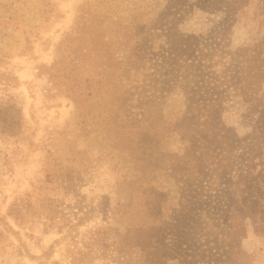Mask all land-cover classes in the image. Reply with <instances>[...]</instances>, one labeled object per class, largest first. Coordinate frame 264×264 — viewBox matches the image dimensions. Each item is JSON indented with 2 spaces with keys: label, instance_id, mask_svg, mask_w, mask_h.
<instances>
[{
  "label": "rangeland",
  "instance_id": "374dc122",
  "mask_svg": "<svg viewBox=\"0 0 264 264\" xmlns=\"http://www.w3.org/2000/svg\"><path fill=\"white\" fill-rule=\"evenodd\" d=\"M88 3L103 16L106 39L119 41L123 27L136 23L151 28L168 0H0V97L14 98L26 118L20 134L0 138V264H74L75 243L82 247L90 231L100 226L117 228L119 244L110 236L105 251L98 248L87 264H179L170 257L153 262L151 244L144 238L182 205L185 181L182 172L174 170L172 155H183L185 142L169 127L186 111L183 90L172 88L153 108L169 130L161 136L156 167L143 171L129 151L112 146L110 135L90 122L87 110L99 109L120 89H132L136 104L138 97L151 95V46L146 65L137 66V78L122 76L86 108L77 109L48 79V67L60 58L58 43ZM181 12L178 29L183 32L205 34L225 24L230 49L264 43V0H244L235 19L225 23L220 10L209 13L193 6ZM123 49L118 48L109 60L125 61L128 52ZM133 110L142 112L137 106ZM145 113L150 124L151 105ZM239 113L228 111L226 118L236 128L235 141L243 144L251 137L252 127L239 120ZM149 135L151 159V129ZM20 198H28L36 208L59 205L73 226L62 232L47 228L44 216L17 222L8 215V208ZM116 207L120 212L115 214ZM166 240L170 241L168 235ZM241 249L252 264H264V229L247 220Z\"/></svg>",
  "mask_w": 264,
  "mask_h": 264
},
{
  "label": "trees",
  "instance_id": "16d2710c",
  "mask_svg": "<svg viewBox=\"0 0 264 264\" xmlns=\"http://www.w3.org/2000/svg\"><path fill=\"white\" fill-rule=\"evenodd\" d=\"M243 1L168 0L151 28L136 23L120 27L124 37L119 41L106 39L103 16L85 4L56 47L60 58L48 67V79L57 93L70 98L77 109L86 108L122 76L137 78V66L146 65L151 46V95L138 97L136 104L132 89H120L99 109L88 108L87 117L103 127L115 149L129 151L143 171L159 162L164 131L172 128L185 142L184 154L172 155L173 168L182 172L185 181L181 208L151 227V234L144 238L151 244L153 262L170 257L179 264H252L241 249V240L247 220L264 229V181H260L264 178V43L230 49L225 24L205 34L178 29L183 10L193 6L209 13L220 10L225 23L235 19ZM120 47L128 52L127 59L109 60ZM177 86L185 94L186 111L179 122L166 128L153 108ZM150 105L148 124L145 112ZM135 106L142 112L134 111ZM234 110L240 112L241 122L252 127L251 137L243 144L235 141L236 128L227 122L226 113ZM25 125L23 109L14 98L0 97V138L17 136ZM150 129L151 159L146 143ZM114 211L120 212L119 207ZM8 215L19 223L44 216L46 227L60 232L73 226L59 205L36 208L28 198L14 200ZM89 234L82 247L75 243L74 264H87L98 248L104 252L110 236L119 244L117 228L100 226Z\"/></svg>",
  "mask_w": 264,
  "mask_h": 264
}]
</instances>
